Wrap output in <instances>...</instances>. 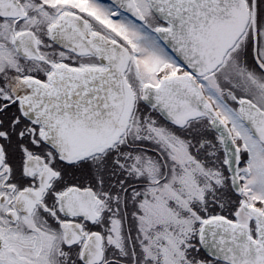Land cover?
<instances>
[{
    "label": "snow or ice",
    "instance_id": "1",
    "mask_svg": "<svg viewBox=\"0 0 264 264\" xmlns=\"http://www.w3.org/2000/svg\"><path fill=\"white\" fill-rule=\"evenodd\" d=\"M0 264H264V0H0Z\"/></svg>",
    "mask_w": 264,
    "mask_h": 264
}]
</instances>
